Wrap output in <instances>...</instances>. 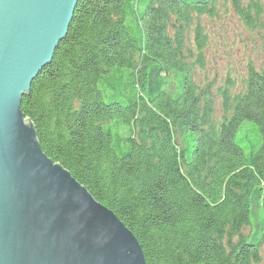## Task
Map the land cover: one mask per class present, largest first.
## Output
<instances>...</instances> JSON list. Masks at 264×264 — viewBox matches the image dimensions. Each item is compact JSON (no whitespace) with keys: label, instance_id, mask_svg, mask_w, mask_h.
Returning <instances> with one entry per match:
<instances>
[{"label":"trees","instance_id":"1","mask_svg":"<svg viewBox=\"0 0 264 264\" xmlns=\"http://www.w3.org/2000/svg\"><path fill=\"white\" fill-rule=\"evenodd\" d=\"M219 5L264 33V0H80L22 97L42 151L123 222L146 264H264V65L216 90L219 117L212 85L193 78L201 17Z\"/></svg>","mask_w":264,"mask_h":264},{"label":"water","instance_id":"2","mask_svg":"<svg viewBox=\"0 0 264 264\" xmlns=\"http://www.w3.org/2000/svg\"><path fill=\"white\" fill-rule=\"evenodd\" d=\"M80 0H0V264H146L132 232L42 151L22 97Z\"/></svg>","mask_w":264,"mask_h":264},{"label":"rangeland","instance_id":"3","mask_svg":"<svg viewBox=\"0 0 264 264\" xmlns=\"http://www.w3.org/2000/svg\"><path fill=\"white\" fill-rule=\"evenodd\" d=\"M201 24L208 36L203 49L204 68H195L193 78L202 87L211 84L216 105L217 117L221 114V98L218 88H223L229 78L234 83L232 91L241 88L246 77L248 64L256 68L264 65V33L249 30L228 5H219L217 15L213 18L201 17ZM192 39V34H191ZM248 127H250L247 124ZM249 229L244 233H248ZM264 256V238L262 241Z\"/></svg>","mask_w":264,"mask_h":264}]
</instances>
